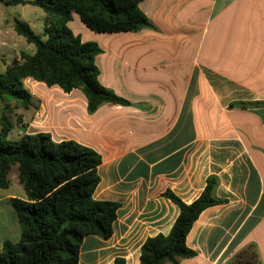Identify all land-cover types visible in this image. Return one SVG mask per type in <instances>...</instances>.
Masks as SVG:
<instances>
[{
    "label": "crops",
    "instance_id": "0c3cea01",
    "mask_svg": "<svg viewBox=\"0 0 264 264\" xmlns=\"http://www.w3.org/2000/svg\"><path fill=\"white\" fill-rule=\"evenodd\" d=\"M140 8L155 29L82 39L103 50L100 83L131 106L89 114L81 90L26 80L35 103L26 132L97 151L94 198L121 205L113 235L87 236L79 264H140L146 240L168 235L179 216L165 193L192 204L211 176L224 203L194 223L186 243L197 255L180 264H264V107L238 105L264 102V0H145ZM9 188H0V250L21 235L11 200L26 196Z\"/></svg>",
    "mask_w": 264,
    "mask_h": 264
},
{
    "label": "trees",
    "instance_id": "16d2710c",
    "mask_svg": "<svg viewBox=\"0 0 264 264\" xmlns=\"http://www.w3.org/2000/svg\"><path fill=\"white\" fill-rule=\"evenodd\" d=\"M145 0H0L7 6L34 5L44 10L45 36L30 24L15 19L14 29L36 46L33 55L21 53L0 74V188L7 189L14 166L25 199L13 198L12 207L21 229L16 242L6 240L0 250V264H79L81 247L87 236L109 239L121 205L94 198L101 181L98 168L102 156L73 140L56 142L50 133H22L10 139L15 124L8 111L15 101L25 110L35 106L24 80L32 78L48 87L58 86L69 94L81 90L88 100V113L110 103L131 106L128 100L104 87L99 80L96 58L103 50L98 43L84 42L69 27L74 14L92 32L133 33L155 29L141 10ZM245 107H264V102L240 103ZM22 122V116L18 117ZM218 178L211 176L201 196L186 204L172 191L165 197L180 209L168 235L146 240L140 264H180L197 253L187 246V236L200 215L224 203L215 196ZM114 264H126L117 258Z\"/></svg>",
    "mask_w": 264,
    "mask_h": 264
},
{
    "label": "rangeland",
    "instance_id": "374dc122",
    "mask_svg": "<svg viewBox=\"0 0 264 264\" xmlns=\"http://www.w3.org/2000/svg\"><path fill=\"white\" fill-rule=\"evenodd\" d=\"M46 14L43 9L34 5H17L7 6L0 4V26L2 31L0 33V74L5 73L7 66L11 64L15 59L20 57L21 53H27L33 55L36 52V46L30 44L23 36L19 35L14 29V21L16 18L27 21L32 29L44 39L45 36V20ZM77 25L84 28V31H80L79 35L83 40L95 34L83 25L78 17H73L71 21V29L77 32L79 29ZM24 80L25 88L30 91L31 83ZM37 83H39L37 81ZM35 102H38L35 100ZM2 107L5 104H0ZM34 112V108L25 110L15 101L11 102V111H8L12 121L15 124L14 131L10 135V139L16 140L20 138L23 132H25L29 126L30 117ZM22 116V122H18V117ZM23 130V131H22ZM19 169L18 166H14L9 178L11 179L10 188L4 191L5 194H14L16 197H25V193L22 185L19 183ZM1 195V189H0ZM13 212H15L13 210Z\"/></svg>",
    "mask_w": 264,
    "mask_h": 264
}]
</instances>
